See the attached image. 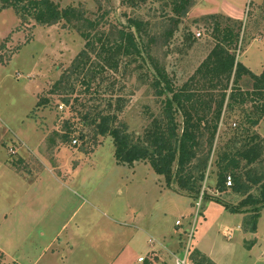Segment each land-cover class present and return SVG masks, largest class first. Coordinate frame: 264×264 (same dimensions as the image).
<instances>
[{"label":"rangeland","instance_id":"obj_1","mask_svg":"<svg viewBox=\"0 0 264 264\" xmlns=\"http://www.w3.org/2000/svg\"><path fill=\"white\" fill-rule=\"evenodd\" d=\"M54 1L96 20V28L81 20L42 25L13 8L0 12V264H143L138 256H152L150 250L163 248L169 236L182 239L178 256L190 250L197 264H211L194 249L198 245L220 264H264V207L243 203L245 189L257 196L264 182V99L253 93L250 73L243 72L235 85L234 77L213 73L209 59L222 40L215 23L238 21L240 40L231 52L261 74L264 0H192L183 16L173 0ZM233 3L239 17H231ZM129 18L145 24L141 55L110 49L120 30H136ZM84 30L92 34L88 44ZM150 56L176 88L194 94L186 109L204 119L193 162L201 180L196 193L175 179L168 185L146 160L133 167L117 163L113 138L96 135L90 123L99 113L112 114L135 141H146L164 117L166 97L157 94L159 71ZM232 90L240 95L228 106ZM183 119L177 115L181 126ZM74 137L79 144L72 143ZM251 148L259 155L253 161L246 155ZM225 154L240 159V192L217 188L216 161ZM256 206L259 236L251 237L245 223L251 226ZM259 240L251 255L246 246ZM165 264H175V258Z\"/></svg>","mask_w":264,"mask_h":264},{"label":"trees","instance_id":"obj_2","mask_svg":"<svg viewBox=\"0 0 264 264\" xmlns=\"http://www.w3.org/2000/svg\"><path fill=\"white\" fill-rule=\"evenodd\" d=\"M173 3L174 11L178 16H183L193 4L192 0H173ZM8 8H13L20 17H31L42 25H53L62 20H66L67 22L81 20L86 21L89 28L95 29L97 26L96 20L84 18L83 12L74 6L61 8L54 0H0V12ZM129 21L130 26L136 30H120L119 39L114 42L115 46H110V49H117L118 51L123 49L127 55H141L143 48L139 36L145 32V24L142 20L136 18H129ZM233 26H236L237 29L234 30ZM241 28L242 23L238 21L224 27L221 25V22L215 23L214 31L218 32L222 40L216 50L214 49L209 56V59L213 63L212 71L218 74L226 73L229 79L234 77L235 85L239 82L243 72L250 73L256 79L253 93L260 94V97L264 99V69L261 74L254 73L242 62L237 61L235 54L231 52L232 46H237L240 40ZM170 34L172 35V33ZM83 35L88 39V44L91 41L90 37L92 34L84 30ZM150 58L159 71L158 77L154 82L157 94L160 96L166 95V97L163 108L164 117L157 123L156 127L147 132L146 141H135L131 137L125 124H114L116 118L112 114L99 113L90 119V123L94 125L96 135L111 136L113 138L115 145L114 154L117 163L133 166L137 161L146 160L156 173L165 177L168 185H172V181L175 179L182 189L196 193L199 191L196 189V184L201 180H196V176L193 174V162L199 155L198 147L200 146V140L198 137V128L204 119L199 116L196 120L190 113L191 110L186 109L187 103L191 101L194 94L187 91L185 86L176 88L165 69L160 68L153 56H150ZM227 95L225 90L222 93L220 101L219 116L222 113ZM238 95L240 94L236 93V91L234 92V90L230 92L228 106L233 105ZM191 108L195 109V106L192 104ZM180 113H183L184 116L182 126L177 120V115ZM260 113L261 116L264 115V103L260 108ZM85 118L88 119V115ZM252 123L258 124V119L253 120ZM214 127L216 130L217 124ZM65 138L67 139V135H65ZM251 151L252 153L246 155L249 160L253 161L259 155L254 152V148H251ZM216 164L219 168L217 180L218 190L225 191L229 187L227 185V177L231 175L233 178L232 188L236 192H240L243 187V176L242 172L239 171L241 170L240 159L225 154L223 157L217 159ZM207 165L208 163L205 162L200 167V179L205 178L204 170ZM254 182L258 183L259 180H254ZM244 193L247 194L243 200L244 204L252 201L264 207V182L260 184V191L257 196H253L247 188ZM258 207L256 206L254 208L256 209V213L252 216L251 226L248 227V223H245L246 230L252 233H255L258 228V219L260 217V208ZM230 209L232 212L237 211L233 208ZM144 264L150 263L146 261Z\"/></svg>","mask_w":264,"mask_h":264},{"label":"crops","instance_id":"obj_3","mask_svg":"<svg viewBox=\"0 0 264 264\" xmlns=\"http://www.w3.org/2000/svg\"><path fill=\"white\" fill-rule=\"evenodd\" d=\"M229 6H231V4H228V8H230ZM232 6L234 7V10L236 11V14L234 13V14H231V15H233V16H231V17H239V14L238 13H240L241 12V9L238 7V5H237V3L235 4V3H233L232 4ZM237 15V16H236ZM257 74V73H256ZM134 166V165H133ZM132 166V167H133ZM238 214H240V218H241V220H243V217H242V213H238ZM260 228V227H259ZM258 228V229H259ZM241 229H242V227H241ZM257 229V230H258ZM242 238L243 239H245L246 238V233L242 230ZM259 236V230L258 231H256L254 234H251V237H256V236ZM151 236H153V234H151ZM151 238H154L155 239V237H151ZM152 243H150V244H155L156 242L155 241H151ZM160 244V243H159ZM245 244V243H244ZM178 245H182V239H179V238H175L174 236H169L168 237V243H166V245H160V246H162L163 248H161V247H153L150 251H152V252H154V254H156V256H158L159 257V259H160V261L161 262H156V260H155V262H151V261H149V260H146V261H148L150 264H160V263H167V258L168 257H171V258H173V257H175V256H178V254H177V252H178ZM246 246V245H245ZM247 248H248V252H250L251 253V255H252V252L254 251V252H256L255 250L256 249H258V247H261V240H259V243H258V245H252V246H246ZM195 250L197 249V251H200V253H203V254H205L206 256H208L209 258H210V260H211V262H212V264H220L218 261H216L215 260V258H214V256H213V254L211 253V251H208V250H206L202 245H198V246H196L195 248H194ZM156 250V251H155ZM149 251V252H150ZM148 255V254H147ZM146 255V256H147ZM141 256H145V255H143V254H140L139 256H138V262H140L139 261V258L141 257ZM145 261V262H146ZM145 262H143V264L145 263Z\"/></svg>","mask_w":264,"mask_h":264},{"label":"built area","instance_id":"obj_4","mask_svg":"<svg viewBox=\"0 0 264 264\" xmlns=\"http://www.w3.org/2000/svg\"><path fill=\"white\" fill-rule=\"evenodd\" d=\"M197 34L200 36L201 32H198ZM62 107L63 106H61V108ZM79 141H80L79 137H74L72 139V143L74 145L79 144ZM227 185L228 186H232L233 185V178H232L231 175H228V177H227ZM177 223H179V221H177ZM150 240L151 241H155L154 238H151ZM189 254H190V250H189V252L186 250V253L184 254L183 257L175 256L174 257L175 258V264H197L189 257ZM155 257H156V254H154V252H152V256H149V255L148 256H141L139 258V261H143L144 262L146 260V258H147L149 261L155 262Z\"/></svg>","mask_w":264,"mask_h":264}]
</instances>
